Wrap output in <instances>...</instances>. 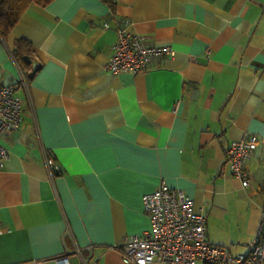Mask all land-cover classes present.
I'll return each instance as SVG.
<instances>
[{
    "label": "crops",
    "instance_id": "0c3cea01",
    "mask_svg": "<svg viewBox=\"0 0 264 264\" xmlns=\"http://www.w3.org/2000/svg\"><path fill=\"white\" fill-rule=\"evenodd\" d=\"M118 26L173 56L106 71ZM18 37L34 50L28 81ZM21 77L30 101L15 87L23 120L2 138L0 264H56L64 246L81 264L75 245L89 264H134L115 247L150 229L142 194L161 181L193 199L210 243L247 252L264 207V0L31 3L0 38V86ZM243 138L256 140L245 187L224 159Z\"/></svg>",
    "mask_w": 264,
    "mask_h": 264
},
{
    "label": "built area",
    "instance_id": "2783aa9c",
    "mask_svg": "<svg viewBox=\"0 0 264 264\" xmlns=\"http://www.w3.org/2000/svg\"><path fill=\"white\" fill-rule=\"evenodd\" d=\"M117 36L112 45V53L104 65L111 73H140L146 71L152 61L161 56H173L174 50L167 45H147L129 32L126 27L118 26ZM194 60H196L194 58ZM22 90L30 101L29 84L23 77L19 85L0 86V167L8 157L2 138L9 132L20 128L23 120L22 97L15 87ZM256 148V140H231L225 148V161L231 174L240 179L242 186L249 184V171L246 161ZM42 163L50 180L53 179L58 165L42 147ZM144 211L151 222L149 230L140 234L127 235L115 248L124 262L149 264L161 262L170 264H264V207L260 211L257 227L245 253H232L227 247L212 244L206 236V219L194 207L193 199L183 190L170 187L164 181L152 191L142 194ZM92 245L85 248L91 249ZM75 252L81 264H89L82 248L75 245ZM69 250L55 257L56 264H70Z\"/></svg>",
    "mask_w": 264,
    "mask_h": 264
},
{
    "label": "trees",
    "instance_id": "16d2710c",
    "mask_svg": "<svg viewBox=\"0 0 264 264\" xmlns=\"http://www.w3.org/2000/svg\"><path fill=\"white\" fill-rule=\"evenodd\" d=\"M50 1L51 0H0V38L5 39V36L12 30L20 16L31 3L46 5ZM10 53L28 81L29 70H34L31 66L34 56L31 43L23 37H18ZM262 165L263 183L259 187L260 194H264V147Z\"/></svg>",
    "mask_w": 264,
    "mask_h": 264
}]
</instances>
